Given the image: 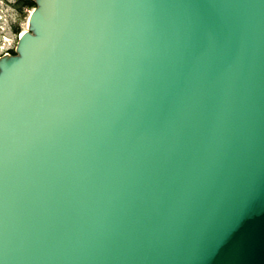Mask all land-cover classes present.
<instances>
[{
	"label": "water",
	"instance_id": "95a60500",
	"mask_svg": "<svg viewBox=\"0 0 264 264\" xmlns=\"http://www.w3.org/2000/svg\"><path fill=\"white\" fill-rule=\"evenodd\" d=\"M34 2L0 264H264V0Z\"/></svg>",
	"mask_w": 264,
	"mask_h": 264
},
{
	"label": "rangeland",
	"instance_id": "374dc122",
	"mask_svg": "<svg viewBox=\"0 0 264 264\" xmlns=\"http://www.w3.org/2000/svg\"><path fill=\"white\" fill-rule=\"evenodd\" d=\"M12 5H6V1L3 0L0 3L2 10L3 21L0 26L4 27V31H0V56L5 49H9L17 46L20 35L28 29V21L32 11V8H26L21 11V0H10ZM18 28L19 32L16 33L15 29ZM1 29V28H0ZM4 34V37L2 35Z\"/></svg>",
	"mask_w": 264,
	"mask_h": 264
},
{
	"label": "trees",
	"instance_id": "16d2710c",
	"mask_svg": "<svg viewBox=\"0 0 264 264\" xmlns=\"http://www.w3.org/2000/svg\"><path fill=\"white\" fill-rule=\"evenodd\" d=\"M35 7V2L34 0H21V11H24L26 8H34ZM15 32L18 33L19 29L16 28Z\"/></svg>",
	"mask_w": 264,
	"mask_h": 264
},
{
	"label": "bare ground",
	"instance_id": "6f19581e",
	"mask_svg": "<svg viewBox=\"0 0 264 264\" xmlns=\"http://www.w3.org/2000/svg\"><path fill=\"white\" fill-rule=\"evenodd\" d=\"M26 31H27V30H26ZM26 31H24L21 35H24Z\"/></svg>",
	"mask_w": 264,
	"mask_h": 264
},
{
	"label": "built area",
	"instance_id": "2783aa9c",
	"mask_svg": "<svg viewBox=\"0 0 264 264\" xmlns=\"http://www.w3.org/2000/svg\"><path fill=\"white\" fill-rule=\"evenodd\" d=\"M4 53H8V50L4 51Z\"/></svg>",
	"mask_w": 264,
	"mask_h": 264
}]
</instances>
